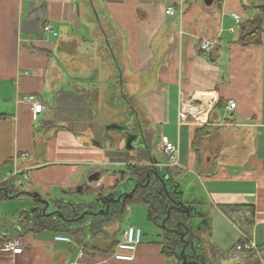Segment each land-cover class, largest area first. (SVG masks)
Here are the masks:
<instances>
[{"label": "crops", "instance_id": "1", "mask_svg": "<svg viewBox=\"0 0 264 264\" xmlns=\"http://www.w3.org/2000/svg\"><path fill=\"white\" fill-rule=\"evenodd\" d=\"M248 9L258 8L249 0H0V181L18 175V182L27 179L26 192L48 201L116 193L126 165L147 163L148 131L172 123L176 132L161 134L158 150L164 155L163 137L173 141L175 172L195 175L205 194L180 197L186 214L194 219L199 205L210 206L219 252L228 240L233 250L242 239L264 251V17L260 43H241L240 24L259 15ZM202 40L214 42L213 51H202ZM108 89H120L128 114L129 98L137 96L132 130L101 116ZM30 95L44 106L36 119ZM110 95L109 104L121 103L117 92ZM143 113L152 125L140 122ZM117 166H124L119 174ZM94 173L100 178L89 180ZM229 227L235 232L225 233ZM9 230L0 229V237L18 235L24 250L13 254L0 246V264L167 262L163 233L159 242L141 243L134 261L116 260L115 250L105 249L120 223L105 227L91 246L63 232ZM58 234L70 241L55 240ZM245 252L224 255L245 264Z\"/></svg>", "mask_w": 264, "mask_h": 264}, {"label": "trees", "instance_id": "2", "mask_svg": "<svg viewBox=\"0 0 264 264\" xmlns=\"http://www.w3.org/2000/svg\"><path fill=\"white\" fill-rule=\"evenodd\" d=\"M260 9L261 14L240 24L239 41L241 43H260V36L262 33L261 19L263 18L262 14H264V6H260ZM197 134H199L197 137L201 136L199 131ZM148 147L149 151L147 153L149 155V159L146 161L147 163H142L144 160L139 158L141 162L140 164L139 162L135 164H128L121 172L122 178L126 176L129 180L133 181V186L137 184L134 195L130 198H126L124 203H111L108 213H97L99 210L105 209L106 207L104 201L102 200L76 202L58 198L49 200L50 206L47 209L48 212L55 211V213L45 214L42 212L44 205L41 202L36 201L34 202V207H37L35 211L20 215L17 224L19 230L23 231V233L28 232L32 234H37L47 230L63 232L73 236L82 245L91 246L92 239L96 238L100 234L106 233L105 227L113 223H120L123 216L128 212L129 206L132 204L143 203L148 206L149 220L163 230L164 239L161 244L164 251L168 252V254L174 250L176 251L175 246L178 247L177 244H179L180 248H182L183 243L180 241L174 243L173 238L167 233L168 229L171 228V218L166 220L165 225H162V220L164 217L168 216L170 209V215L175 216L178 214L177 216L181 219H184V216L181 214L179 208L171 206L170 198L166 196L163 189V183L160 178L153 177L152 175V172L155 170L163 171L166 177L165 180L170 183L174 181L177 173L173 167L168 165L158 166L152 156L150 146ZM166 161H168V159ZM8 162L9 160H7L4 164H8ZM149 172L150 175H148ZM18 178V175H13L0 183V201L11 198H20L27 194L26 191H19L16 188ZM149 179L150 182L147 184ZM119 184L120 182L113 187L114 190H116ZM114 194L118 196L119 192ZM91 212H94L95 214ZM194 233L198 236L200 230H197ZM112 234L111 244L107 249H105L106 251H114L119 242V240L115 239V232ZM5 237L6 236L0 237V243H2ZM242 241H244V239H242L241 242ZM200 244L201 245L198 246L200 251L207 249L205 242ZM212 248L215 249L214 247ZM245 254V264H258L255 259V252L246 251ZM201 257L204 259L202 264H216V260H212L214 258L212 255L210 256L207 254L206 256ZM178 261L180 262L179 264H182L180 259Z\"/></svg>", "mask_w": 264, "mask_h": 264}, {"label": "rangeland", "instance_id": "3", "mask_svg": "<svg viewBox=\"0 0 264 264\" xmlns=\"http://www.w3.org/2000/svg\"><path fill=\"white\" fill-rule=\"evenodd\" d=\"M249 2L257 6L258 9H255L253 11L254 13L248 9L247 10L248 13H253L254 15L261 14L260 6H264V0H249ZM262 15L264 17V14ZM263 29H264V24H263ZM110 92L115 93V94L117 92L119 96V100L121 101L120 104L118 103H116L115 105L109 104L111 101H113V98H114L113 96L111 97ZM104 101H105V104H102L100 106L101 116H103L104 120L110 121L112 119H115L114 124H117L116 122L121 123L122 121H124L125 123L129 124L131 128L130 130H132L135 126H137V123H138L137 120H136V124H133V122L131 121L134 118V115H132L133 108L138 110V113H140V110H139L140 106L138 104L137 96H131L129 98L130 104L129 106H127L130 111L129 114L126 113L125 110L123 109V107H125L126 104H125V100H123L120 89L118 90L108 89L107 94H105ZM140 117H141L140 118L141 123L148 125V126L152 125V122L146 119L148 116H145L144 113L142 115L140 114ZM153 128H152V131H148V136H146L147 137L146 140L149 143L151 142L152 144V155L156 158L158 162L164 163L167 159L164 155H162L161 152H159L158 143L160 141L161 134L164 133L166 135H170L172 133H175L176 132L175 126L172 123H167L164 126L156 125ZM138 132L139 131H137L136 134H138ZM128 133L129 132L127 131L125 132V134H127L125 136V139L127 138L128 140H130L132 138V132L129 134ZM184 156L185 155H183L182 157ZM104 167L105 166H103V168ZM123 168L124 166H121V167L117 166L115 168L117 170L116 174H119L120 173L119 171L123 170ZM176 169H177L178 174H176L175 176V182L173 185L174 194L176 197L185 196L183 198L189 199V197L205 196L204 192L202 193L201 185L198 183L199 181L196 179L195 175H192L187 170H181L180 168H176ZM118 176L117 177L119 179L120 184L116 188V190H113V191L129 192L134 187L132 184L133 182L132 181L130 182L128 177L122 178L121 173ZM19 181H23V184L25 185L24 189H26L28 185L27 179L24 178V180L21 179ZM106 189L108 190L109 188H106ZM94 198H96L94 194L83 195L84 200L82 201H91V200H94ZM82 201H79V202H82ZM33 204H34L33 199L28 195H23L20 198H11V199H6L4 201H0V229L6 228V229L11 230L12 228L17 227L20 215L31 212ZM128 209H129L128 212L123 216L122 220L120 221L121 231L126 230L129 226L140 228L142 232H144L143 238H142V244L144 245L147 243L151 244L153 241H156V242L161 241L163 230L159 226L154 224L153 222H150L147 220L146 218L147 208L144 204H137V205L129 206ZM189 211L190 210L187 211V214ZM209 213H210V206L207 203L199 205L198 212L197 211L193 212L192 216H194V219L190 221L194 229L201 228L199 229L200 233H198L197 239L200 240L202 243L205 242L206 243L205 246L207 248L204 251H202V255L206 256L208 253H211L212 256L216 260V264H236V261H234V259L236 258L227 257L224 255V253H229L232 250V247H233L232 245H234V240L232 242H228L229 241L228 240L225 243V247L222 248L223 252L221 251L219 252L214 247L215 240L213 239V235H211L213 234L212 229H211V225H212L211 220L213 217L211 218ZM213 221L215 222V218ZM216 224L217 223H214L213 227ZM229 228L230 229L225 230V233L230 234V230L231 232H235L231 227ZM121 231L117 233L119 241L122 239ZM117 235H115V238ZM220 235L223 237V235L225 234L222 233ZM100 236H102V234H100ZM103 236H105V234H103ZM193 239L194 241L196 240L195 238ZM212 247H214L215 249H213ZM88 250L90 251L91 249L88 248ZM163 250L164 248L162 247L161 253L164 254V256H166L167 258L166 264H179L178 256L174 254L173 251L170 254H168V252H165ZM195 252L197 253V249L195 250ZM182 264L184 263L182 262Z\"/></svg>", "mask_w": 264, "mask_h": 264}, {"label": "built area", "instance_id": "4", "mask_svg": "<svg viewBox=\"0 0 264 264\" xmlns=\"http://www.w3.org/2000/svg\"><path fill=\"white\" fill-rule=\"evenodd\" d=\"M167 14H175L176 9L174 6H170L166 10ZM234 18L236 19L237 23L239 24L241 22L240 16L237 14H233ZM45 30L47 32H51L52 34L56 35L54 28L51 25H47L45 27ZM233 31L234 28H231ZM200 49L204 52H211L213 51L215 44L214 42L210 40H202L200 45ZM28 102L32 105V111H33V117L36 119L38 114H40L44 106L40 99L36 95H30L27 97ZM229 110H234L236 108V102L233 100H230L228 102ZM163 146L162 151L166 158L168 159L167 165L170 167H176L179 166V150L175 143L171 140H169L167 137L162 138ZM6 179L0 181L3 182ZM16 188L18 190H22L25 188V185L23 184V181L16 183ZM143 238V232L140 228H136L133 226H129L123 233L122 239L118 242L115 252H114V258L118 261H124V262H131L135 260V253L138 248V246L142 243ZM55 240L57 241H70L69 236L58 234L55 236ZM0 246L13 254H19L22 253L24 250V245L22 242V239L18 235L13 236H7L4 238L2 243H0ZM243 251H254L256 257L258 258L259 264H264V251L260 250L254 243H252L250 240H244L242 243H238L233 250H231L229 253L235 254L236 252H243ZM82 255V253H81ZM67 264H79L78 261L72 260L69 261Z\"/></svg>", "mask_w": 264, "mask_h": 264}, {"label": "flooded vegetation", "instance_id": "5", "mask_svg": "<svg viewBox=\"0 0 264 264\" xmlns=\"http://www.w3.org/2000/svg\"><path fill=\"white\" fill-rule=\"evenodd\" d=\"M148 175H150V172L148 173ZM152 175L153 177L160 178L161 182L163 183L164 192L166 196L170 198L171 206L174 208L175 207L179 208L181 211V214L184 216V219H181L180 217H178L177 216L178 214H176L175 216H172L170 215V211H171L170 209L168 212V216L164 217L162 220V225H165L166 220L171 218L170 220L171 224L169 223L171 228L168 229L167 233L170 237L173 238L174 243H177L178 241L183 243L182 248H180L179 244H177L178 247L175 246L176 251L174 250L173 253L178 256V260L180 259L181 262H183L181 259V252L182 250H185L184 254L187 257L188 264H190V262H194L195 264H202L204 259L203 257H201L203 256L201 255L202 251H200V248H198V246L201 245L200 243L202 242L198 240L197 237H195L197 235L194 232L197 230L192 227L190 223L192 219L189 218L188 214H186L185 212V209H184L185 203L182 204V201H180V197H176L174 194L173 185H174L175 179L173 182H170V183L167 182L165 180L166 177L163 171L155 170L154 172H152ZM162 180H164V182ZM149 182H150V179L148 180L147 184ZM42 212H44V210ZM44 213L48 214L49 212L46 210V212ZM193 238H195L196 240L194 241ZM196 249H197V253L195 252ZM178 263L180 262L178 261Z\"/></svg>", "mask_w": 264, "mask_h": 264}, {"label": "water", "instance_id": "6", "mask_svg": "<svg viewBox=\"0 0 264 264\" xmlns=\"http://www.w3.org/2000/svg\"><path fill=\"white\" fill-rule=\"evenodd\" d=\"M207 1H211V0H207ZM199 100V98H197V101ZM100 178V174L99 173H94L92 174L90 177H89V180L93 181V180H98ZM164 182V180H162ZM137 188V184L134 185V187L129 191V192H119V195L118 196H115L116 194L114 193H111V194H103L104 192L103 191H99V192H96L97 193V196L94 200L92 201H104V204H105V209H101L99 210L97 213H108L109 212V208H110V204L113 203V204H119V203H124L125 199L126 198H130L134 195V192ZM28 196H30L34 202L36 201H39L41 202L43 205H44V212H46V210L48 209V207L50 206V202L46 199H43L41 197V195L37 192H27ZM182 204H184L182 202ZM37 209V207H32V212L35 211ZM55 213V211H52V212H49L48 214H53ZM93 214H95L94 212H91ZM184 235V234H183ZM185 250H182L181 252V259L183 261L184 264H188L187 262V257L186 255L184 254ZM190 264H195L194 262H190Z\"/></svg>", "mask_w": 264, "mask_h": 264}]
</instances>
